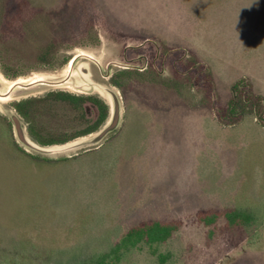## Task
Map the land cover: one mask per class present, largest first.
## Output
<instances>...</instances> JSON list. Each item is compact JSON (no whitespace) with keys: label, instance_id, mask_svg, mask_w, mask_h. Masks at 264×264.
I'll use <instances>...</instances> for the list:
<instances>
[{"label":"rangeland","instance_id":"rangeland-1","mask_svg":"<svg viewBox=\"0 0 264 264\" xmlns=\"http://www.w3.org/2000/svg\"><path fill=\"white\" fill-rule=\"evenodd\" d=\"M22 2L13 15L15 1L0 0V92L44 83L0 98V264H87L149 218L184 222L154 248L171 254L165 264H264V124L251 113L220 121L242 78L264 107V0ZM43 51L50 64L38 62ZM1 65L22 75L8 79ZM124 70L158 72L153 84L164 88L125 100L111 84ZM53 91L100 96L107 122L63 145L36 144L12 103ZM12 138L69 160L38 169ZM207 208L255 220L229 229L222 219L207 238L195 221ZM122 264L160 263L144 246Z\"/></svg>","mask_w":264,"mask_h":264},{"label":"trees","instance_id":"trees-1","mask_svg":"<svg viewBox=\"0 0 264 264\" xmlns=\"http://www.w3.org/2000/svg\"><path fill=\"white\" fill-rule=\"evenodd\" d=\"M14 1L16 4L12 5L13 7L17 5L21 7L26 4L22 0ZM63 6L67 7L65 4ZM17 9L16 7L12 11L15 12L13 15L21 12V9ZM6 16L7 14H4L2 23L4 28H10L11 25ZM49 56L52 58L55 55L51 51L41 52L37 55L38 62L45 65L50 64ZM1 69L8 79H16L22 75L17 71L10 72L3 65H1ZM130 71L124 70L116 76V79L111 80V84L121 91L125 100H129L130 96H143L147 92L156 91V87L163 86L153 84L154 81V83L161 81H158L161 78L158 72L154 71L150 76H147ZM232 95V101L226 109V118L231 121L220 119L223 125L238 124L247 113L253 114L258 121L264 124L263 98L259 95L250 94V84L245 78L240 79L232 86ZM12 107L27 123L31 138L42 147L63 145L95 133L109 118V107L100 96L75 95L65 91H53L43 97H29L15 101L12 103ZM0 119L5 120L6 118L0 115ZM10 133L12 137L11 126ZM12 139L18 153L30 158L38 169H43V164L49 163L54 166L60 161L69 160L68 158L61 160L45 159L32 155L26 152L14 138ZM222 219L225 220L226 227L229 229L251 225L255 220L251 213L238 209L207 208L201 209L195 214V221L207 229V238L215 234L219 221ZM183 225V220L179 218L144 219L128 227L108 251L90 258L87 264H122L128 254L144 246L150 249L160 264H165L170 259L171 254L157 253L154 248L165 245L175 233L181 230Z\"/></svg>","mask_w":264,"mask_h":264},{"label":"water","instance_id":"water-1","mask_svg":"<svg viewBox=\"0 0 264 264\" xmlns=\"http://www.w3.org/2000/svg\"><path fill=\"white\" fill-rule=\"evenodd\" d=\"M74 61H75V59L73 60V62H72V64L74 63ZM44 82L43 81H33V82H30V83H27V84H19V83H15L13 86H12V89L11 90H13V89H15L16 87H24V88H30V87H33V86H36L37 84H43ZM10 94V92L9 93H7V95H4V96H8ZM116 115H115V117H114V120L116 119ZM113 126L114 125H112V127H111V129H113ZM18 127V126H17Z\"/></svg>","mask_w":264,"mask_h":264},{"label":"crops","instance_id":"crops-1","mask_svg":"<svg viewBox=\"0 0 264 264\" xmlns=\"http://www.w3.org/2000/svg\"><path fill=\"white\" fill-rule=\"evenodd\" d=\"M0 80H1V79H0ZM0 82H1V81H0ZM14 84H15V83L9 85V86H8V89H7L6 92H0V98H1V97H2V98L10 97V96L12 95V93L15 91V89L11 90V89H12V86H13ZM9 92H10V94H9L8 96H4V95H7V93H9ZM20 124H21V123H20ZM16 130H18V127H16ZM20 130H21V132H22L23 129L20 127ZM20 135H21V139L26 138L25 135H24L23 133H19V137H20ZM24 140H26V139H24Z\"/></svg>","mask_w":264,"mask_h":264},{"label":"bare ground","instance_id":"bare-ground-1","mask_svg":"<svg viewBox=\"0 0 264 264\" xmlns=\"http://www.w3.org/2000/svg\"><path fill=\"white\" fill-rule=\"evenodd\" d=\"M72 62H73V60L71 61V63H70V64H72Z\"/></svg>","mask_w":264,"mask_h":264},{"label":"flooded vegetation","instance_id":"flooded-vegetation-1","mask_svg":"<svg viewBox=\"0 0 264 264\" xmlns=\"http://www.w3.org/2000/svg\"><path fill=\"white\" fill-rule=\"evenodd\" d=\"M71 63V62H70Z\"/></svg>","mask_w":264,"mask_h":264}]
</instances>
